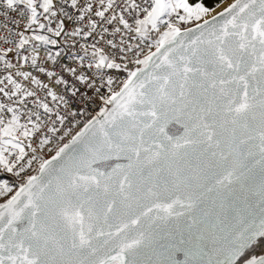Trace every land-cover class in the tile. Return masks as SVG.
<instances>
[{"label": "snow or ice", "instance_id": "1", "mask_svg": "<svg viewBox=\"0 0 264 264\" xmlns=\"http://www.w3.org/2000/svg\"><path fill=\"white\" fill-rule=\"evenodd\" d=\"M0 264H264V0H0Z\"/></svg>", "mask_w": 264, "mask_h": 264}]
</instances>
